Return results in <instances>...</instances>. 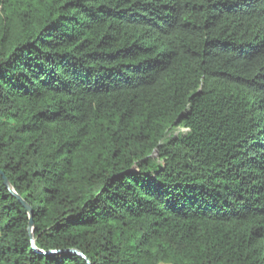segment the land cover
<instances>
[{
    "label": "trees",
    "instance_id": "1",
    "mask_svg": "<svg viewBox=\"0 0 264 264\" xmlns=\"http://www.w3.org/2000/svg\"><path fill=\"white\" fill-rule=\"evenodd\" d=\"M68 250L264 264V0H0V264Z\"/></svg>",
    "mask_w": 264,
    "mask_h": 264
},
{
    "label": "water",
    "instance_id": "2",
    "mask_svg": "<svg viewBox=\"0 0 264 264\" xmlns=\"http://www.w3.org/2000/svg\"><path fill=\"white\" fill-rule=\"evenodd\" d=\"M3 179H4V186L7 190L10 191V193L19 201V203L26 209V211L28 212V215L30 217V221H29V232L30 235L32 237V233H33V221H32V215H33V211L32 209L25 204L22 199L14 192V190L12 189L11 185L9 184L8 180L4 177V175H2ZM32 245L34 246V240H32ZM35 248V247H34ZM52 254H56V255H74V256H78L80 258H82L87 264H90L88 259L79 251L76 250H68V251H64V252H52Z\"/></svg>",
    "mask_w": 264,
    "mask_h": 264
},
{
    "label": "built area",
    "instance_id": "3",
    "mask_svg": "<svg viewBox=\"0 0 264 264\" xmlns=\"http://www.w3.org/2000/svg\"><path fill=\"white\" fill-rule=\"evenodd\" d=\"M183 132H185L186 130H182Z\"/></svg>",
    "mask_w": 264,
    "mask_h": 264
},
{
    "label": "rangeland",
    "instance_id": "4",
    "mask_svg": "<svg viewBox=\"0 0 264 264\" xmlns=\"http://www.w3.org/2000/svg\"><path fill=\"white\" fill-rule=\"evenodd\" d=\"M181 131V130H180Z\"/></svg>",
    "mask_w": 264,
    "mask_h": 264
}]
</instances>
